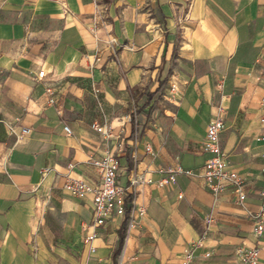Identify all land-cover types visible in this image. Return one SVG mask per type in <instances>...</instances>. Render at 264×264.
Returning <instances> with one entry per match:
<instances>
[{
  "label": "crops",
  "instance_id": "crops-1",
  "mask_svg": "<svg viewBox=\"0 0 264 264\" xmlns=\"http://www.w3.org/2000/svg\"><path fill=\"white\" fill-rule=\"evenodd\" d=\"M263 92L264 0H0V264H238L259 244ZM217 118L244 207L201 177ZM107 154L125 214L94 226L62 185L97 183ZM177 167L194 175L160 186Z\"/></svg>",
  "mask_w": 264,
  "mask_h": 264
},
{
  "label": "built area",
  "instance_id": "built-area-1",
  "mask_svg": "<svg viewBox=\"0 0 264 264\" xmlns=\"http://www.w3.org/2000/svg\"><path fill=\"white\" fill-rule=\"evenodd\" d=\"M89 32L94 33V29H91ZM43 75V71H40L37 77L40 79ZM219 112H225L223 105H219ZM259 123L263 129L260 139L264 141V92L260 98ZM222 129L223 123L221 118H217L207 124L201 149L203 153L209 156L203 164L201 177L214 197L230 190L235 195L237 204L244 207L246 198L243 192L244 182L235 171L227 168L225 153L219 145V134ZM64 130L66 133H69L67 127ZM8 132L19 138L27 134L28 130L24 128L16 131L14 127L8 126ZM91 164L98 170L99 180L97 183L91 184L82 178L71 177L67 174L62 188L75 198L91 195L93 225L101 226L106 220L112 217H121L125 214L124 199L126 191L119 184L116 174L117 163L112 154H107L99 160H92ZM67 166L68 171H71L75 167L72 163ZM177 173L194 175L190 170L185 171L177 167L170 170L168 177L161 179L158 184L162 186L168 181H173L174 175ZM131 182L134 184L136 179H133ZM259 196L261 202L252 216V234L259 241V244L251 248L238 247L235 251V259L238 264H257L260 254L264 257V189L259 192ZM139 214H143L142 209L139 210Z\"/></svg>",
  "mask_w": 264,
  "mask_h": 264
}]
</instances>
